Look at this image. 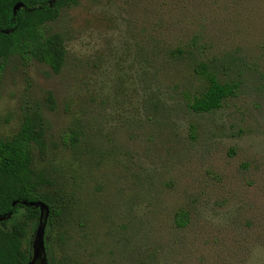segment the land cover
I'll list each match as a JSON object with an SVG mask.
<instances>
[{
	"label": "rangeland",
	"instance_id": "obj_1",
	"mask_svg": "<svg viewBox=\"0 0 264 264\" xmlns=\"http://www.w3.org/2000/svg\"><path fill=\"white\" fill-rule=\"evenodd\" d=\"M45 30L65 38L61 73L0 63V137L27 118L44 133L38 260L264 264V0H76ZM203 65L235 87L211 113L188 106ZM25 216L7 227L27 223L32 259Z\"/></svg>",
	"mask_w": 264,
	"mask_h": 264
},
{
	"label": "trees",
	"instance_id": "obj_2",
	"mask_svg": "<svg viewBox=\"0 0 264 264\" xmlns=\"http://www.w3.org/2000/svg\"><path fill=\"white\" fill-rule=\"evenodd\" d=\"M75 1L0 0V63L19 56L24 61L36 60L46 64L56 74L61 73L67 58L65 38L60 33L47 34L45 26L56 21L62 9ZM19 3L24 7L14 14ZM198 72L208 88L201 96L188 97L191 111L211 113L220 109L224 100L235 95V87L222 83L208 66L203 65ZM68 139L77 143L74 134ZM34 147L44 148V133L30 118L25 119L10 140L0 137V264L30 263L31 251L25 247L27 223L15 222L11 228L7 226L24 210L26 219L37 228L40 209L23 206L22 202H50L49 198H41L38 194V189L51 184V180L45 172L35 170ZM187 218L185 213L178 214L177 224L186 226Z\"/></svg>",
	"mask_w": 264,
	"mask_h": 264
},
{
	"label": "water",
	"instance_id": "obj_3",
	"mask_svg": "<svg viewBox=\"0 0 264 264\" xmlns=\"http://www.w3.org/2000/svg\"><path fill=\"white\" fill-rule=\"evenodd\" d=\"M23 7H24V4H22V3L17 4L15 6V8H14V14H16ZM13 205L15 206L16 203H14ZM22 205L23 206H31V207L39 208L40 209V213H41V215H40V224L37 227L36 238H35V241H34L35 256L30 260V263H29V264H35V262L38 259H41L43 257L44 247H43L42 241H43V237H44L47 221H48V218H49L50 210H49V206L47 204L43 203V202H31V203L22 202ZM4 219L5 218H3L2 220H4Z\"/></svg>",
	"mask_w": 264,
	"mask_h": 264
},
{
	"label": "flooded vegetation",
	"instance_id": "obj_4",
	"mask_svg": "<svg viewBox=\"0 0 264 264\" xmlns=\"http://www.w3.org/2000/svg\"><path fill=\"white\" fill-rule=\"evenodd\" d=\"M35 264H46V262H44V261H42V260H38V261H36Z\"/></svg>",
	"mask_w": 264,
	"mask_h": 264
}]
</instances>
